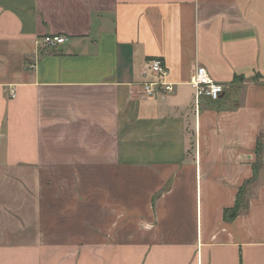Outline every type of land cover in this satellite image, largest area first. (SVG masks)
Segmentation results:
<instances>
[{
  "label": "crops",
  "instance_id": "obj_1",
  "mask_svg": "<svg viewBox=\"0 0 264 264\" xmlns=\"http://www.w3.org/2000/svg\"><path fill=\"white\" fill-rule=\"evenodd\" d=\"M0 264H264V0H0Z\"/></svg>",
  "mask_w": 264,
  "mask_h": 264
},
{
  "label": "built area",
  "instance_id": "obj_2",
  "mask_svg": "<svg viewBox=\"0 0 264 264\" xmlns=\"http://www.w3.org/2000/svg\"><path fill=\"white\" fill-rule=\"evenodd\" d=\"M68 38L63 34H46L42 36L38 43L41 50H54L61 47ZM146 70H150L155 76L142 83L143 96L156 98L163 92H172L174 84L165 80L167 67L161 57H152L149 59ZM190 84L194 91V102L199 106L202 97H208L218 100L225 92L226 86L215 80L205 66L198 65L190 79ZM11 97L16 96L14 88L11 89Z\"/></svg>",
  "mask_w": 264,
  "mask_h": 264
},
{
  "label": "rangeland",
  "instance_id": "obj_3",
  "mask_svg": "<svg viewBox=\"0 0 264 264\" xmlns=\"http://www.w3.org/2000/svg\"><path fill=\"white\" fill-rule=\"evenodd\" d=\"M86 178H87V176L75 177V175L56 176L55 177V182L58 185H74V183L86 182L87 181ZM87 183H89V180L87 181ZM255 186H256V184L253 183V184L248 185L246 187V192H248V196H250L254 192ZM60 194H64V192H52L51 193L52 197L54 198V199L52 198V202H51V211L52 212H57V211H59L61 209V208L58 207V206L62 205L61 198L58 196ZM88 211H89V209H88ZM89 220H90V217L88 215V216H86L84 218L85 222L77 225V227L81 228L80 229V231H81L80 233L83 234L84 231H100L101 232V230H100L101 225H93L92 226V224L89 222ZM121 225L122 224H120L118 226V228H120ZM52 228H58V224L52 225ZM92 228H95V230H92ZM71 231H75V230H73V227L68 226L65 229V232H71Z\"/></svg>",
  "mask_w": 264,
  "mask_h": 264
},
{
  "label": "trees",
  "instance_id": "obj_4",
  "mask_svg": "<svg viewBox=\"0 0 264 264\" xmlns=\"http://www.w3.org/2000/svg\"><path fill=\"white\" fill-rule=\"evenodd\" d=\"M259 150V147H258ZM249 182H246L239 190L236 203L233 207L226 208L224 211V217L226 219H233L242 212L246 211L249 206V196L248 192H246V185ZM248 196V197H247Z\"/></svg>",
  "mask_w": 264,
  "mask_h": 264
}]
</instances>
